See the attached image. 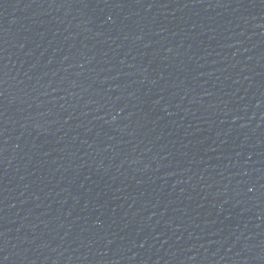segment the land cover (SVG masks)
I'll list each match as a JSON object with an SVG mask.
<instances>
[{
    "label": "water",
    "instance_id": "obj_1",
    "mask_svg": "<svg viewBox=\"0 0 264 264\" xmlns=\"http://www.w3.org/2000/svg\"><path fill=\"white\" fill-rule=\"evenodd\" d=\"M0 264H264V0H0Z\"/></svg>",
    "mask_w": 264,
    "mask_h": 264
}]
</instances>
